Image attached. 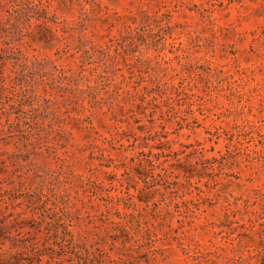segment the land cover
<instances>
[{"label":"rangeland","instance_id":"1","mask_svg":"<svg viewBox=\"0 0 264 264\" xmlns=\"http://www.w3.org/2000/svg\"><path fill=\"white\" fill-rule=\"evenodd\" d=\"M32 1L0 0V264H264V0Z\"/></svg>","mask_w":264,"mask_h":264},{"label":"trees","instance_id":"2","mask_svg":"<svg viewBox=\"0 0 264 264\" xmlns=\"http://www.w3.org/2000/svg\"><path fill=\"white\" fill-rule=\"evenodd\" d=\"M13 9L11 10L12 13L15 15L17 19H22L23 21H29L30 19L34 20H41V24L43 26H47V20H50V18L42 12L41 10L38 9L37 4L34 3L32 0H19V3H17L16 7H12ZM11 13V14H12ZM107 212V210H106ZM117 215L119 217H124L125 215L119 213V211H116ZM105 216V214H103ZM115 226H118L119 228L124 229L125 223L121 221H111ZM63 231L65 233H69L70 231L66 229V225H63ZM32 249L35 248V244H32L31 246Z\"/></svg>","mask_w":264,"mask_h":264}]
</instances>
